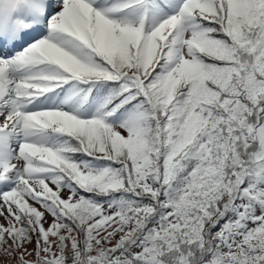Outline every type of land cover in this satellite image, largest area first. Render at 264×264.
I'll use <instances>...</instances> for the list:
<instances>
[{
  "label": "snow or ice",
  "instance_id": "obj_1",
  "mask_svg": "<svg viewBox=\"0 0 264 264\" xmlns=\"http://www.w3.org/2000/svg\"><path fill=\"white\" fill-rule=\"evenodd\" d=\"M0 264H264V0H0Z\"/></svg>",
  "mask_w": 264,
  "mask_h": 264
}]
</instances>
